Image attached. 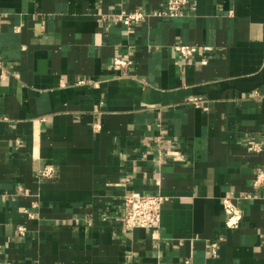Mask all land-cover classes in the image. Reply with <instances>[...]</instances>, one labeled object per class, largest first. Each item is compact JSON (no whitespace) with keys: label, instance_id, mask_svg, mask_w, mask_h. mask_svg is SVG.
Returning a JSON list of instances; mask_svg holds the SVG:
<instances>
[{"label":"crops","instance_id":"0c3cea01","mask_svg":"<svg viewBox=\"0 0 264 264\" xmlns=\"http://www.w3.org/2000/svg\"><path fill=\"white\" fill-rule=\"evenodd\" d=\"M161 7L0 0V264H264V0ZM130 193L168 196L159 228L124 227Z\"/></svg>","mask_w":264,"mask_h":264},{"label":"built area","instance_id":"2783aa9c","mask_svg":"<svg viewBox=\"0 0 264 264\" xmlns=\"http://www.w3.org/2000/svg\"><path fill=\"white\" fill-rule=\"evenodd\" d=\"M189 0H163V7L158 9L156 15H167L171 17L179 16L183 13V9L188 5ZM145 13L138 9L126 10L121 9L115 16L117 21L122 22L126 27H132L134 24L142 21ZM184 58L189 57L193 53V45L177 43L174 45ZM132 62L131 59L114 57L111 64L114 66H125ZM80 82H83L82 80ZM193 104H200L203 100L200 97H193L189 100ZM94 128H99L98 124ZM248 149L252 151L264 150V138L260 141H255L249 144ZM55 168L52 164L46 163L39 170L42 177L52 176ZM254 184H264V170L257 173L254 178ZM264 197V192H262ZM168 196L162 193H130L125 195L123 203L122 222L126 229L133 228H149L157 229L161 224V211L164 201ZM223 209L227 213L225 224L228 227L235 228L239 225L242 219L241 209L235 205L228 196L222 197ZM26 228L23 225L17 227V231L21 234Z\"/></svg>","mask_w":264,"mask_h":264}]
</instances>
